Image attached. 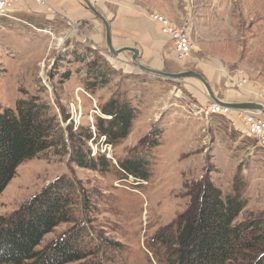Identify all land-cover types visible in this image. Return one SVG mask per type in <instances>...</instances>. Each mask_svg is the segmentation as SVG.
<instances>
[{
	"label": "rangeland",
	"instance_id": "374dc122",
	"mask_svg": "<svg viewBox=\"0 0 264 264\" xmlns=\"http://www.w3.org/2000/svg\"><path fill=\"white\" fill-rule=\"evenodd\" d=\"M73 1L22 3L13 17H0V110L38 95L51 104L68 144V128L95 130L99 107L115 93L132 97L139 116L128 138L115 146L104 144V137L89 142L93 154L106 152L109 171L76 165L70 160L71 148L62 146L22 163L0 195V215H10L57 178H68L76 188V221L57 226L39 248L78 226L85 229L97 264H163L151 249L152 238L189 208L205 176L225 195L235 192V183L240 187L247 205L237 224L264 219V147L245 133L244 124L200 112L212 102L201 81L145 73L132 64L131 52L111 55L103 21L83 0ZM91 2L114 23L116 48L142 45L132 35L119 39L124 15H144L152 26L150 14L157 11L187 25L194 43L191 57L177 61L173 42L165 35L159 69L196 70L220 98L260 102L255 95L264 91V0ZM191 16L200 22L190 24ZM97 58L111 82L93 93L85 82L92 80L88 66ZM140 61L146 64L142 54ZM155 130L161 131L160 143L150 148L142 140ZM143 155L152 161L150 178H126L119 162Z\"/></svg>",
	"mask_w": 264,
	"mask_h": 264
},
{
	"label": "trees",
	"instance_id": "16d2710c",
	"mask_svg": "<svg viewBox=\"0 0 264 264\" xmlns=\"http://www.w3.org/2000/svg\"><path fill=\"white\" fill-rule=\"evenodd\" d=\"M99 58L90 62L85 82L95 92L111 82L109 71L101 70ZM95 130L91 126L64 130L49 102L38 95L17 101L15 107L0 110V195L15 176L17 168L40 153L70 147L76 165L102 172L111 169L106 152L92 153L89 142L115 146L128 138L139 116L133 98L115 93L100 107ZM160 130L143 138L150 148L159 145ZM151 159L146 156L119 162L127 178L148 180ZM235 183V192L225 195L205 176L189 208L175 224L156 234L151 249L163 264H264V219L236 223L247 205ZM74 183L62 176L10 215H0V264H97L96 252L85 239V229L73 227L44 248L45 236L62 223L75 222ZM101 264V263H98Z\"/></svg>",
	"mask_w": 264,
	"mask_h": 264
},
{
	"label": "built area",
	"instance_id": "2783aa9c",
	"mask_svg": "<svg viewBox=\"0 0 264 264\" xmlns=\"http://www.w3.org/2000/svg\"><path fill=\"white\" fill-rule=\"evenodd\" d=\"M22 3L45 5L48 0H0V17H13V12ZM150 19L155 23H159L163 32L170 36L173 42L175 59L179 62L187 61L194 49V43L187 25L177 24L166 15L157 11L150 14ZM243 83L244 79H241L239 84L243 85ZM258 98L264 106V91L259 92ZM200 110L206 115L220 114L239 120L244 124L245 133L256 138L258 144L264 147V114L261 110L232 108L213 101Z\"/></svg>",
	"mask_w": 264,
	"mask_h": 264
},
{
	"label": "water",
	"instance_id": "95a60500",
	"mask_svg": "<svg viewBox=\"0 0 264 264\" xmlns=\"http://www.w3.org/2000/svg\"><path fill=\"white\" fill-rule=\"evenodd\" d=\"M87 7L99 18L103 21L106 29V42L108 46V50L113 56H118L122 52H131V62L132 64L137 67L138 69L142 70L145 73L154 75V76H160L167 79H173V80H182L185 78H195L199 81H201L207 91L208 95L211 98V100L215 103L223 104L230 106L232 108H241V109H259L264 114V106L259 101H244V102H234V101H227L222 98H220L217 94H215L213 87L211 86L208 79L205 77L204 74L201 72H198L196 70H185L180 72H167L162 69H157L151 66H148L140 61L141 56V50L136 46H121L116 48L114 46L113 42V33H112V26L109 19L103 14L99 9H97L91 0H83Z\"/></svg>",
	"mask_w": 264,
	"mask_h": 264
},
{
	"label": "crops",
	"instance_id": "0c3cea01",
	"mask_svg": "<svg viewBox=\"0 0 264 264\" xmlns=\"http://www.w3.org/2000/svg\"><path fill=\"white\" fill-rule=\"evenodd\" d=\"M65 3L73 4L74 1L65 0ZM142 8L145 9L144 7ZM145 17L146 16L143 15L136 16V18H133L129 15H124V18L121 19L125 20V27L121 31L120 35H118V37L119 39H123L132 35L137 39L141 40L142 45L137 44V47L141 50V54L145 58V63L148 66L159 69V67L163 65L161 56L164 49V45L168 41V38L165 35H167L169 38L170 36L167 33L163 32L162 27L159 23L154 22L155 25L148 26ZM194 19L198 20V23L200 22L199 20H201L200 17L191 16L189 23H194ZM113 27L114 23H112V28ZM112 32L114 35V31ZM255 100H258L257 94L255 95ZM242 127L244 128V125H242Z\"/></svg>",
	"mask_w": 264,
	"mask_h": 264
}]
</instances>
